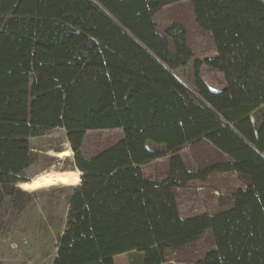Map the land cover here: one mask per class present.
I'll use <instances>...</instances> for the list:
<instances>
[{"label":"trees","instance_id":"1","mask_svg":"<svg viewBox=\"0 0 264 264\" xmlns=\"http://www.w3.org/2000/svg\"><path fill=\"white\" fill-rule=\"evenodd\" d=\"M178 1L0 0V208L31 179L32 136L63 128L81 173L51 264H114L132 252L163 264L205 232L214 247L195 264H264V108L258 126L251 118L264 106V0H187L213 40L203 63L225 81L209 88L194 60L199 98L173 73L194 56L186 28L161 33L153 18ZM116 128L119 140L82 154L86 131ZM199 140L225 159L188 168L179 151ZM165 155V173L145 175ZM212 172L244 185L230 206L182 217L175 190Z\"/></svg>","mask_w":264,"mask_h":264},{"label":"rangeland","instance_id":"2","mask_svg":"<svg viewBox=\"0 0 264 264\" xmlns=\"http://www.w3.org/2000/svg\"><path fill=\"white\" fill-rule=\"evenodd\" d=\"M153 18L161 33L172 22H180L186 28V39L194 56L187 66L176 68L173 73L186 85L193 97L199 98L194 85V60L201 62L199 76L209 88L219 90L225 86L222 73L203 63L205 58L216 55L213 40L209 32L197 26L187 0L162 7L154 13ZM263 108L264 106L251 115L255 126L260 123ZM121 136L122 130L119 128L86 131L81 152L85 156H91L116 142ZM29 143L34 158L22 177L30 179L49 171L77 170L73 166L74 154L63 128H53L32 136ZM66 149L69 151L67 155H57ZM179 154L187 167L195 171L225 159L205 140L185 144ZM142 169L148 176L163 175L167 169V156L143 165ZM76 185L56 183L33 190H23L16 185L19 191L14 196L4 197L0 208V264L52 263L57 231L65 223L66 196L69 189ZM243 185L234 172H212L204 180L195 178L185 187L175 190L179 213L182 217H187L226 208L231 205V194ZM51 187H61V190L55 192L54 196ZM213 247L210 233L205 232L189 246L177 251L167 250L163 264H195ZM132 261L141 264V253H122L114 258V264H130Z\"/></svg>","mask_w":264,"mask_h":264},{"label":"bare ground","instance_id":"3","mask_svg":"<svg viewBox=\"0 0 264 264\" xmlns=\"http://www.w3.org/2000/svg\"><path fill=\"white\" fill-rule=\"evenodd\" d=\"M68 149L58 152L57 155H67ZM80 181V172L75 171H49L32 177L28 182L18 183L17 186L23 190H33L39 187L56 183L76 185Z\"/></svg>","mask_w":264,"mask_h":264},{"label":"crops","instance_id":"4","mask_svg":"<svg viewBox=\"0 0 264 264\" xmlns=\"http://www.w3.org/2000/svg\"><path fill=\"white\" fill-rule=\"evenodd\" d=\"M126 254V253H125ZM115 258V257H114Z\"/></svg>","mask_w":264,"mask_h":264}]
</instances>
